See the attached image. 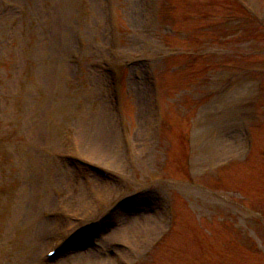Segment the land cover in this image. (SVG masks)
<instances>
[{
	"label": "rangeland",
	"instance_id": "obj_1",
	"mask_svg": "<svg viewBox=\"0 0 264 264\" xmlns=\"http://www.w3.org/2000/svg\"><path fill=\"white\" fill-rule=\"evenodd\" d=\"M4 1L0 264H264V0Z\"/></svg>",
	"mask_w": 264,
	"mask_h": 264
}]
</instances>
